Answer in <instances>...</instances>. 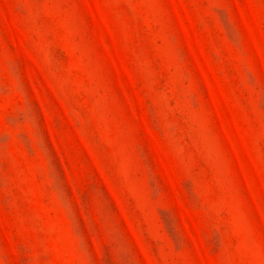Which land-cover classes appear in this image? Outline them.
<instances>
[{
  "label": "rangeland",
  "instance_id": "obj_1",
  "mask_svg": "<svg viewBox=\"0 0 264 264\" xmlns=\"http://www.w3.org/2000/svg\"><path fill=\"white\" fill-rule=\"evenodd\" d=\"M0 264H264V0H0Z\"/></svg>",
  "mask_w": 264,
  "mask_h": 264
}]
</instances>
